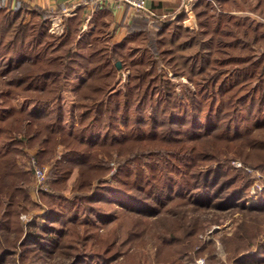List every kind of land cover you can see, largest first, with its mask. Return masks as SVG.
Here are the masks:
<instances>
[{
	"label": "trees",
	"instance_id": "trees-1",
	"mask_svg": "<svg viewBox=\"0 0 264 264\" xmlns=\"http://www.w3.org/2000/svg\"><path fill=\"white\" fill-rule=\"evenodd\" d=\"M28 7L24 3L19 8L0 6V108H8L0 110V170L10 173L8 181L0 175V206H6L0 212V229H11L10 223L19 220L24 211L19 209L21 202L26 206L31 202V177L36 181L33 165L31 173L18 168L16 153L25 145L40 144L54 154L64 145L67 152L46 179L48 217L58 212L85 224L94 222V217L110 221L116 214L101 212L94 205L101 199L110 201L114 195L124 210L140 211L138 203L149 204L150 197L159 207L168 206L164 219L155 225L134 219L129 220L133 228L114 226L93 250L99 253L101 264L127 250L128 241L138 248L149 242L162 264H185L184 257L196 258L202 252L207 222L194 210L234 206L230 201L245 197L247 188L246 184L234 186L242 176H231L230 169L221 166L218 172L202 166L248 150L264 167V22L232 13L250 9L264 15V0H196L197 33L191 35L179 17L149 31L132 32L119 43L111 41L105 20L77 38L82 22L80 16H74L66 31L56 35L50 32L49 16ZM27 15L31 16L28 20ZM174 25L178 30H170ZM159 53L169 56L167 62L174 73L187 75L194 89L182 88L179 93L176 83L163 75L160 63L157 67L158 61L149 59V54ZM117 61L129 71L123 87H118ZM82 72L86 75L74 82L75 75ZM67 89L76 92L71 112L64 103ZM20 99L24 102L18 106ZM148 107L153 116H147ZM188 117L208 128L188 136L196 141L194 145L187 146L181 136L167 138L160 130L167 122L185 125L190 122ZM162 148L169 158H161V164L143 165L149 174L132 167L122 175V169L132 166L135 159L140 163L139 151L159 154ZM180 152L189 157L182 160ZM114 157L123 164L111 175L114 168L105 159ZM37 158L33 160L38 162ZM74 172L77 177L69 197L63 191ZM109 178L118 186L106 198L97 191ZM153 189H167L169 200L163 202L164 194H154ZM211 191L214 194L206 201L196 198ZM3 192L6 199L1 197ZM141 192L146 199L139 196ZM222 197V204L214 202ZM180 205L183 212L176 210ZM161 212L157 209L154 214ZM14 230L21 237L23 230L17 226ZM42 230L46 228L28 232L38 243L26 252L38 254L41 247H50L52 231L41 244ZM234 251L232 255L239 253Z\"/></svg>",
	"mask_w": 264,
	"mask_h": 264
},
{
	"label": "crops",
	"instance_id": "crops-1",
	"mask_svg": "<svg viewBox=\"0 0 264 264\" xmlns=\"http://www.w3.org/2000/svg\"><path fill=\"white\" fill-rule=\"evenodd\" d=\"M195 1L196 0H147L146 10H137L130 6L104 4V0H9L11 5L13 4L15 8L21 7L22 3H24L27 4L30 9L37 8L42 10L47 16H49L50 32L56 35H62L66 31L68 20L74 16H80L82 22L77 38H81L83 34H89L91 30L95 28L98 21L105 20L113 43L123 41L132 32H140L138 30L149 31V29L157 28L159 23H170L179 17L182 18L185 26L194 29L198 26L197 16L194 10ZM254 3L255 2H253V4ZM103 8L107 9L105 11H98ZM232 13L242 16H250L257 22H264V15H260L250 9L242 11L237 10ZM30 18L31 16L27 15V20ZM119 72L121 83L125 82L127 75L125 74L123 67L122 69H119ZM85 75V72L76 74L73 81L77 82L79 78H83ZM71 92L75 98L76 92L73 89H67L64 92V100ZM21 149L22 152L16 153L14 157L18 168L25 173H31V162L33 157L37 158L38 155V162L47 169V177L50 176L56 162L62 160L64 154L67 152L64 145H59L54 154L47 153L46 147L41 146L40 144L33 146L25 145L24 147H21ZM8 174L10 173L5 170H0V175H5L3 177L5 181H8L10 178ZM76 177L77 172H74L69 180L67 188L63 191L69 197L72 195L71 190L76 181ZM31 178L33 180L31 179L32 181L28 191L31 202L28 206H26L27 204H25L24 201L21 202L19 209L24 211L21 213V217L17 222L14 221L10 223L11 229H0V264H11V261L15 264H22L21 259L24 261L28 260L30 264H40L38 261L43 257V254L41 253L34 254V252H26V249H28L27 247H36V244L38 243V238L33 235H28V232L31 229L35 230L37 228H43V226L39 227V225L36 224L35 218H37L39 214L42 215L41 213H44V211L49 212V206L44 199V192H47L49 186L46 181L45 189L38 192L35 189V177ZM4 195H6V193L3 192V194H1L2 199H6ZM5 208L6 206H0V212H4ZM105 211L106 210H104V212ZM115 214L114 218L108 221L104 226L103 233H99L97 236V242L94 244L95 247L92 248V254H90V252H87V244L90 239L88 233L89 224L83 223V227L77 229V236L71 230L73 229L72 227H68V230L66 231L64 229L65 223L70 217L67 215L64 218L57 212L56 215H52V221L55 223V226L51 228L52 237L50 242L55 248L51 249L50 253H45V255H48L51 260H56L53 264H58V260L60 259H62L60 262L66 261V264H82L81 261H85L87 264H101L98 260L100 256L97 255L99 253L93 252V250L99 246L100 240L105 237L114 226H117V229L133 228V225L129 224L130 222L128 220L124 222V220L127 219V214L124 215L125 218H123V220H120V215L117 213ZM23 215L26 217L28 216L29 219L25 221ZM60 220L63 222L60 225L56 224L57 221ZM68 224L74 225V219L72 218L71 222L67 223V225ZM147 224L155 225L156 223L147 222ZM16 226L23 230L21 237L19 238H17V232L14 230ZM86 226L87 230L85 229ZM16 239L18 241L14 245ZM2 247L4 248V251H2ZM75 247L77 248L76 251L74 250ZM144 256L149 258L151 264H162L158 259L156 247L150 245L148 242L144 248L143 246L138 248L134 247L131 241H128L127 250L114 257L113 264H141ZM187 258V256L183 258L184 263H186ZM89 259H93L94 262H89Z\"/></svg>",
	"mask_w": 264,
	"mask_h": 264
},
{
	"label": "rangeland",
	"instance_id": "rangeland-1",
	"mask_svg": "<svg viewBox=\"0 0 264 264\" xmlns=\"http://www.w3.org/2000/svg\"><path fill=\"white\" fill-rule=\"evenodd\" d=\"M170 30H178V29L174 25L173 27L170 28ZM190 30H191L190 32H192L190 33L191 35L193 34V32L197 33L199 30V24L194 29L190 28ZM149 56H152V57H149V59L150 58L151 60L156 59L158 61V63L156 64L157 67H159V63H160V66L164 70L163 75L167 76L170 80H172V82L176 83L177 90L179 91V93L183 92L182 88L191 87L194 89V85L189 82L187 75H184L182 73L181 74L174 73L169 63L167 62V59L169 58L168 55L159 53L158 56L151 55V54H149ZM124 71H125V74L128 76L129 71H127L126 69H124ZM125 82H122V83L120 82V84H118V87H123ZM158 83L160 82L158 81ZM73 96L74 95L71 92L65 98L64 103H65V107L68 110V112H71V109L75 104L73 100L74 98ZM23 102L24 101L20 99L19 101H17V105L20 106L22 105ZM148 109H149V113L147 114V116L148 117L151 115L153 116L154 114L151 113L152 109L149 107ZM0 110L2 111L8 110V108H3V109L0 108ZM188 118L190 122H187L185 125H183L182 122H177V123L167 122V125L160 126V130L164 131V134L167 138L169 137L174 138L176 136H181L183 138L181 140L182 141L184 140L187 143V146H188V143L190 145H194L196 141L190 139L188 136L196 135L200 132H206L208 131V128L205 127L204 125L205 122H203L204 126H202L199 123H196V124L193 123L194 121L191 117H188ZM72 122H73L72 119H70L69 124H71ZM149 152L150 150L146 152L139 151L140 163L138 159H135L133 163V165L135 166L133 165L126 166L124 169H122V172H121L122 175L125 174V170H127L128 168H132V167L134 168L138 167L136 168V171L138 172L145 170L146 174H149V169L147 168V166L142 167L143 165L154 163V162L156 164H161L159 163V160H161V158H164V157L169 158L166 148H162L161 151H159L160 152L159 154L158 153L149 154ZM178 154H180L182 160L187 159V157H189V154L187 152H180ZM230 154L231 155H229L230 157L228 158L222 157L221 159L213 160L209 162V164L205 163V165H203L202 167L203 168L205 167V169L209 167L211 170L214 169L215 171L216 169H218V172H219L220 167L222 166L224 167V169H230L231 176H234L236 174L239 176H242V179L238 183H235L234 186H243L244 184H246V187H247L246 193H245L246 195L242 199H236L235 197L232 201H230V204L234 206H229L228 208H225V209L215 207V208H210V209L194 210L196 214L200 215L203 220H206L207 228L203 232V235H202L201 254L198 255L199 254L198 253L196 255V258H192V259L188 257L186 259L185 264H198L199 262L201 264H264V167L260 166L258 162H256L254 156L248 150L243 155H237L233 153H230ZM117 158L114 157L111 160L105 159L107 160L108 163H110L109 165L114 168L112 169L110 173L111 175L113 174V172H115V170H117V168H119L120 164H123V163H120V161L122 162V160L119 161V159ZM164 160L166 159L164 158ZM233 168H235V170H233ZM101 186L103 187L97 192L106 194L107 196L106 198H108V196H113L112 191L118 185H117L116 180L109 178V181L105 184L102 183ZM174 189L178 190V185H176ZM159 190L160 189H153L152 191L154 194H158V195L164 194L163 202L166 203L169 200L167 198L169 194L168 190L167 189L164 191H159ZM170 192L176 195L175 190H171ZM138 194L141 198L146 199L145 197L146 194L144 192H141ZM183 194H186V193H183ZM213 194H214V191H211L210 193H205L204 196L196 195V198L198 200L206 201L211 196H213ZM148 199H149V204L145 203L148 206L143 205V203H140L141 205L138 203V208H140L138 210L140 211L129 210L127 208H125L124 210L123 206H121V204L118 202L117 195H114L113 199L110 201L107 199H101L95 202L94 206H97V210L101 212L106 210L108 212L117 213L118 215H120V220H123V218H125L124 215L132 214L128 216V217H131V219L127 218L126 220H124V222H126L127 220L129 221V220L139 219L146 223L147 222L158 223V221L163 218L168 206L164 205L163 207L161 206L159 207V205L155 203L154 199H151V197ZM214 200H215L214 202L222 204V201H224V198L222 197L220 199H214ZM178 201H182V200L179 199ZM130 202L132 203V200H130ZM152 206H155V207H152ZM181 207L182 205H180V208L176 210L179 212H183L184 209ZM141 208H147V211L143 212L141 211L143 210ZM190 208L191 207H185V210L189 211ZM157 209L162 210L159 216L155 215L156 214L155 212L157 211ZM97 213L99 212L97 211ZM41 214L42 215L39 214L38 217L35 218V221H36V224L39 225V227L43 226V228L44 227L46 228V230H42V232L44 233V238L41 241V244H44L45 241L47 240V236L51 234V231H52L51 228L55 226V223H53L52 221V216L48 217V211H44V213H41ZM73 214H74L73 212L70 213L71 216ZM23 219L27 221L29 217L24 216ZM71 219L72 218H69L67 220L71 222ZM94 219L95 221L91 222L88 228L90 239L88 240V244H87L88 246L87 252L88 253L90 252V254H92L91 253L92 248L95 247L94 244L97 242L96 241L97 236L99 235V233H103L102 232L104 230L103 228L106 225V223L109 221V220L106 221L104 219H99L97 217H94ZM68 221L65 223V226H64L65 231L68 230V227L70 228L72 227L73 229L71 230L74 232V234L77 235L78 234L77 229L80 227H83L82 225L83 223H81V221L78 219V220H74V225L68 224L69 225L68 226L67 225V223H69ZM62 222L63 221L60 220V221H57L56 224L60 225ZM39 229L41 228H37V230ZM48 246L50 247L40 248L41 249L40 253L43 254V258H45L46 256L45 259H40L38 261L40 264H53V262H56V260H51L49 259L50 257H48V255H45V252L49 251L47 253H50V250L55 248V246L52 245L51 243ZM74 250L76 251L77 248L75 247ZM234 250H238L236 251V253L237 252L239 253L232 255L231 253H235ZM60 251H61V248H60ZM60 260H58L59 261L58 264L60 263L66 264L65 263L66 261L60 262ZM81 262L82 264H87V262L85 261H81ZM89 262H94V261L93 259H89ZM113 263H114L113 260L108 262V264H113ZM141 264H151V262L149 258H146L144 256V258L141 261Z\"/></svg>",
	"mask_w": 264,
	"mask_h": 264
},
{
	"label": "built area",
	"instance_id": "built-area-1",
	"mask_svg": "<svg viewBox=\"0 0 264 264\" xmlns=\"http://www.w3.org/2000/svg\"><path fill=\"white\" fill-rule=\"evenodd\" d=\"M108 1V2H105ZM104 4L114 5V6H130L137 10H146L147 0H104ZM5 5L9 7H14L9 0H0V6ZM55 30V29H54ZM32 165L35 170L36 175V191H41L45 189V182L47 179V169L40 165L36 160H33ZM24 217V215H23ZM198 264H201L200 262Z\"/></svg>",
	"mask_w": 264,
	"mask_h": 264
},
{
	"label": "water",
	"instance_id": "water-1",
	"mask_svg": "<svg viewBox=\"0 0 264 264\" xmlns=\"http://www.w3.org/2000/svg\"><path fill=\"white\" fill-rule=\"evenodd\" d=\"M116 66L118 69H122V62L121 61H117L116 62Z\"/></svg>",
	"mask_w": 264,
	"mask_h": 264
}]
</instances>
